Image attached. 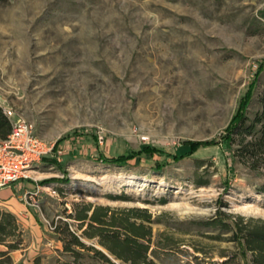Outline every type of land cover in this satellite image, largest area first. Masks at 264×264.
Wrapping results in <instances>:
<instances>
[{"label":"rangeland","instance_id":"obj_1","mask_svg":"<svg viewBox=\"0 0 264 264\" xmlns=\"http://www.w3.org/2000/svg\"><path fill=\"white\" fill-rule=\"evenodd\" d=\"M245 96L263 121L264 0H0V106L49 148L0 204L22 230L8 264L68 258L75 202L145 208L160 264H250L209 223L264 221V152L224 137Z\"/></svg>","mask_w":264,"mask_h":264},{"label":"trees","instance_id":"obj_2","mask_svg":"<svg viewBox=\"0 0 264 264\" xmlns=\"http://www.w3.org/2000/svg\"><path fill=\"white\" fill-rule=\"evenodd\" d=\"M251 99L252 96L241 99L224 137L230 146L239 139L240 151L254 156L264 152V120L256 118L248 122L246 107ZM10 131V119L0 107V139L6 138ZM192 149L190 145L189 153ZM159 151L162 150L147 145L137 150V153L154 154ZM133 155L120 154L101 157L100 160L124 165ZM182 155L174 154L173 157L179 158ZM261 190L264 191V187ZM67 217L78 223L77 227L82 229V233L79 235L69 229L67 222L63 226L55 227L62 241L63 252L68 255V258L58 260L56 264H119L117 261L123 264H160L150 256H154L155 252L151 248L152 229L148 223L151 219L145 208L112 209L107 205H94L92 202H75L73 211ZM209 223L232 231L234 240L239 241L243 249L249 252L250 264H264V221L250 226L237 220L229 222L222 217H216ZM82 237L95 239L100 247L87 244ZM21 242L22 230L17 217L0 207V245L6 246V249H0V264L10 263L9 252L19 248Z\"/></svg>","mask_w":264,"mask_h":264},{"label":"built area","instance_id":"obj_3","mask_svg":"<svg viewBox=\"0 0 264 264\" xmlns=\"http://www.w3.org/2000/svg\"><path fill=\"white\" fill-rule=\"evenodd\" d=\"M0 107L11 122L10 133L0 139V188H3L25 176L30 164L47 153L49 148L31 121L21 116L13 119L15 114L11 107Z\"/></svg>","mask_w":264,"mask_h":264},{"label":"crops","instance_id":"obj_4","mask_svg":"<svg viewBox=\"0 0 264 264\" xmlns=\"http://www.w3.org/2000/svg\"><path fill=\"white\" fill-rule=\"evenodd\" d=\"M11 185L1 188L3 190H0V204L6 205V203L12 200L10 196L12 194V189H9Z\"/></svg>","mask_w":264,"mask_h":264}]
</instances>
